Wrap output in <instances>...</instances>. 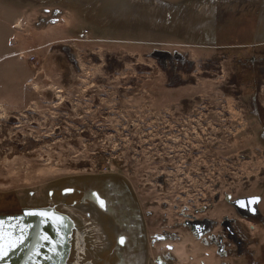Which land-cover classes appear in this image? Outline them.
<instances>
[{"label": "rangeland", "instance_id": "rangeland-1", "mask_svg": "<svg viewBox=\"0 0 264 264\" xmlns=\"http://www.w3.org/2000/svg\"><path fill=\"white\" fill-rule=\"evenodd\" d=\"M86 179L139 211L149 264H264V0H0V218L71 238Z\"/></svg>", "mask_w": 264, "mask_h": 264}, {"label": "flooded vegetation", "instance_id": "flooded-vegetation-1", "mask_svg": "<svg viewBox=\"0 0 264 264\" xmlns=\"http://www.w3.org/2000/svg\"><path fill=\"white\" fill-rule=\"evenodd\" d=\"M89 180L92 179L78 180L82 183L61 190L64 201L62 204L77 212L67 215L72 223V236H67L69 242H66L67 254L64 264H68L70 253V264H149L146 258L150 255L149 237L141 227L139 211H135L127 197L123 200L120 186L115 180L99 184L100 186L90 185ZM50 195L53 198L54 191ZM54 207L60 206L54 204ZM239 207L241 214L246 218L260 217V213H254L248 204ZM75 221L80 225H76ZM200 225L203 224H192L191 228L197 230L196 226ZM205 226L208 230L211 223L206 222ZM224 230L227 239L236 246L237 253L249 255L250 245L238 233L233 223H230V229L224 227ZM158 239L163 241L164 237ZM170 261L157 260L158 264Z\"/></svg>", "mask_w": 264, "mask_h": 264}, {"label": "water", "instance_id": "water-1", "mask_svg": "<svg viewBox=\"0 0 264 264\" xmlns=\"http://www.w3.org/2000/svg\"><path fill=\"white\" fill-rule=\"evenodd\" d=\"M260 198L238 200L259 214ZM230 229V222H223ZM67 236L51 217L0 218V264H61Z\"/></svg>", "mask_w": 264, "mask_h": 264}, {"label": "bare ground", "instance_id": "bare-ground-1", "mask_svg": "<svg viewBox=\"0 0 264 264\" xmlns=\"http://www.w3.org/2000/svg\"><path fill=\"white\" fill-rule=\"evenodd\" d=\"M81 241L83 242L82 239ZM172 249L175 256H178L181 259L185 256L184 246L182 244H173Z\"/></svg>", "mask_w": 264, "mask_h": 264}, {"label": "snow or ice", "instance_id": "snow-or-ice-1", "mask_svg": "<svg viewBox=\"0 0 264 264\" xmlns=\"http://www.w3.org/2000/svg\"><path fill=\"white\" fill-rule=\"evenodd\" d=\"M101 204H102V206H103V202L101 201ZM121 242H123V241H121Z\"/></svg>", "mask_w": 264, "mask_h": 264}]
</instances>
